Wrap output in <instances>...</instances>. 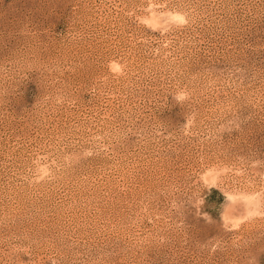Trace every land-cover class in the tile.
Listing matches in <instances>:
<instances>
[{
  "label": "rangeland",
  "instance_id": "374dc122",
  "mask_svg": "<svg viewBox=\"0 0 264 264\" xmlns=\"http://www.w3.org/2000/svg\"><path fill=\"white\" fill-rule=\"evenodd\" d=\"M0 264H264V0H0Z\"/></svg>",
  "mask_w": 264,
  "mask_h": 264
}]
</instances>
